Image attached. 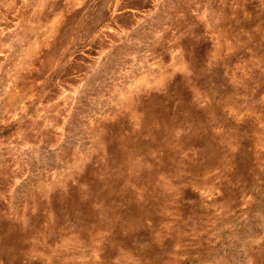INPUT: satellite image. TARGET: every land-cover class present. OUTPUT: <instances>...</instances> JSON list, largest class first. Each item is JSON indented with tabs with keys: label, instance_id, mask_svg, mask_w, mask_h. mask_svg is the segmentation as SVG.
<instances>
[{
	"label": "rangeland",
	"instance_id": "1",
	"mask_svg": "<svg viewBox=\"0 0 264 264\" xmlns=\"http://www.w3.org/2000/svg\"><path fill=\"white\" fill-rule=\"evenodd\" d=\"M0 264H264V0H0Z\"/></svg>",
	"mask_w": 264,
	"mask_h": 264
}]
</instances>
